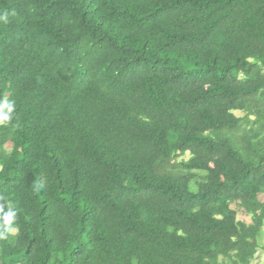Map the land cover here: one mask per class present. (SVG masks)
I'll list each match as a JSON object with an SVG mask.
<instances>
[{"label":"trees","instance_id":"obj_1","mask_svg":"<svg viewBox=\"0 0 264 264\" xmlns=\"http://www.w3.org/2000/svg\"><path fill=\"white\" fill-rule=\"evenodd\" d=\"M5 101L0 264L264 253V0H0Z\"/></svg>","mask_w":264,"mask_h":264},{"label":"rangeland","instance_id":"obj_2","mask_svg":"<svg viewBox=\"0 0 264 264\" xmlns=\"http://www.w3.org/2000/svg\"><path fill=\"white\" fill-rule=\"evenodd\" d=\"M236 114L240 117L244 116V113H241V112H236ZM189 157L190 156L187 154L183 159L188 160ZM259 199L261 202H264V194L260 195ZM232 208L237 210L239 221H242L246 224L252 223L251 217L249 215L245 214L244 211L238 205H233ZM262 243L264 244V239H263ZM253 264H264V253L263 252H260L258 254L257 259L253 262Z\"/></svg>","mask_w":264,"mask_h":264},{"label":"clouds","instance_id":"obj_3","mask_svg":"<svg viewBox=\"0 0 264 264\" xmlns=\"http://www.w3.org/2000/svg\"><path fill=\"white\" fill-rule=\"evenodd\" d=\"M6 109V111H5ZM14 112V105L11 102H3L2 105H0V124H3L6 121L11 120V114ZM14 215V214H13ZM4 222L6 224H11L12 217H10L8 214L4 216Z\"/></svg>","mask_w":264,"mask_h":264}]
</instances>
